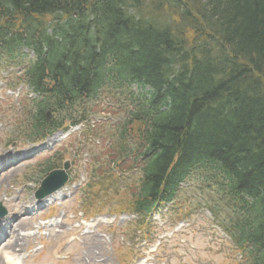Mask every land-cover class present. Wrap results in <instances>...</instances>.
<instances>
[{
  "label": "trees",
  "instance_id": "trees-1",
  "mask_svg": "<svg viewBox=\"0 0 264 264\" xmlns=\"http://www.w3.org/2000/svg\"><path fill=\"white\" fill-rule=\"evenodd\" d=\"M0 55L26 63L17 79L38 96L29 139L85 122L104 91L128 102L103 156L138 187L111 213L148 217L203 171L264 264V0H0Z\"/></svg>",
  "mask_w": 264,
  "mask_h": 264
},
{
  "label": "rangeland",
  "instance_id": "rangeland-1",
  "mask_svg": "<svg viewBox=\"0 0 264 264\" xmlns=\"http://www.w3.org/2000/svg\"><path fill=\"white\" fill-rule=\"evenodd\" d=\"M20 68L14 59L0 55V206L6 211L0 222L18 215L21 206L23 212L16 220L24 218V212L32 220L11 224L15 237L23 241L16 251L15 246L4 245L0 264H6L7 256L21 264H248L224 231L234 217L230 197L221 191L223 180L204 172L194 173L174 203L151 217L148 237L133 230L125 233L128 223L138 217L110 213L129 200L125 186L137 189L138 173L106 186L114 169L103 156L107 152L103 146L120 138L116 124L128 102L113 91L103 92L90 103L95 113L87 123L68 133L57 132L39 144L29 139L28 101L33 95L17 80ZM55 119L49 116V121ZM48 166L66 168L70 180L53 194L50 204L39 207L34 205L35 194L48 175L44 173ZM107 167H111L109 173ZM6 168L7 174L1 171ZM53 217L52 222H44ZM5 237L6 232L0 233V242Z\"/></svg>",
  "mask_w": 264,
  "mask_h": 264
},
{
  "label": "bare ground",
  "instance_id": "bare-ground-1",
  "mask_svg": "<svg viewBox=\"0 0 264 264\" xmlns=\"http://www.w3.org/2000/svg\"><path fill=\"white\" fill-rule=\"evenodd\" d=\"M56 140H57V137L54 138V140H52L51 142H54ZM7 168L4 169L2 172L5 171L4 173H6L8 171ZM12 169L13 168H11L10 170H12ZM7 173H9V172H7ZM54 196H49L48 198L44 199L43 201L34 202V205L38 204V203L42 204V203L50 202ZM23 209H24V207L21 206L20 211H18V215L14 216L12 218H7L5 221L0 222V233L6 232V239L3 242H1L0 247L2 246V244L5 245V248H11V247L15 246V247H13V251H16L17 248H21V245L19 243L23 240L19 239V237L18 238L15 237L16 231L14 230V227L11 224H16V223L19 224L20 223L22 225H25L26 222L32 220V218L30 216L27 217L28 213H26V212H24V214H23L24 218H20V220H16V218L21 215V212H23ZM18 224H17V226H18ZM12 241H14V244H12ZM96 247L99 248L98 246H96ZM6 264H21V263H19L15 259H13L11 256H7L6 257Z\"/></svg>",
  "mask_w": 264,
  "mask_h": 264
},
{
  "label": "water",
  "instance_id": "water-1",
  "mask_svg": "<svg viewBox=\"0 0 264 264\" xmlns=\"http://www.w3.org/2000/svg\"><path fill=\"white\" fill-rule=\"evenodd\" d=\"M68 181V176L63 171H55L51 173L42 183V188L37 193L36 198L41 200L52 193L58 191ZM5 213L0 211V217Z\"/></svg>",
  "mask_w": 264,
  "mask_h": 264
}]
</instances>
